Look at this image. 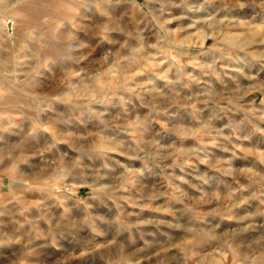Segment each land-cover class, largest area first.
Returning <instances> with one entry per match:
<instances>
[{
    "label": "clouds",
    "instance_id": "1",
    "mask_svg": "<svg viewBox=\"0 0 264 264\" xmlns=\"http://www.w3.org/2000/svg\"><path fill=\"white\" fill-rule=\"evenodd\" d=\"M256 94L264 0H0V264H264Z\"/></svg>",
    "mask_w": 264,
    "mask_h": 264
},
{
    "label": "rangeland",
    "instance_id": "2",
    "mask_svg": "<svg viewBox=\"0 0 264 264\" xmlns=\"http://www.w3.org/2000/svg\"><path fill=\"white\" fill-rule=\"evenodd\" d=\"M139 2L140 3H143V0H139ZM133 16H134V14L132 13V11L130 10L129 11V13H128V18L129 19H133ZM134 26H136V27H138V28H140V29H146V25L145 24H136V25H134ZM209 44H211L212 42L211 41H209L208 42ZM100 50V46L99 45H97L95 48H93L92 50H90L91 52H98ZM249 99H255V101L257 102V104H259L260 103V101H261V99H264V97H261L259 94H256V95H254V96H252V97H249ZM187 118V117H186ZM154 126L155 127H160V125H159V123L158 122H154ZM244 161H240V162H238V163H243ZM3 182H4V184L6 185L7 184V179H4L3 180ZM234 185L236 184V181H231ZM3 191H6L7 189L6 188H4V189H2ZM87 195H88V189L87 188H81L80 189V197H82V198H84V197H87ZM150 215H155L154 213H150Z\"/></svg>",
    "mask_w": 264,
    "mask_h": 264
}]
</instances>
